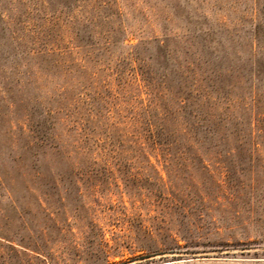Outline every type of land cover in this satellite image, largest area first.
<instances>
[{
  "label": "rangeland",
  "instance_id": "obj_1",
  "mask_svg": "<svg viewBox=\"0 0 264 264\" xmlns=\"http://www.w3.org/2000/svg\"><path fill=\"white\" fill-rule=\"evenodd\" d=\"M0 264H264V0H0Z\"/></svg>",
  "mask_w": 264,
  "mask_h": 264
},
{
  "label": "trees",
  "instance_id": "obj_2",
  "mask_svg": "<svg viewBox=\"0 0 264 264\" xmlns=\"http://www.w3.org/2000/svg\"><path fill=\"white\" fill-rule=\"evenodd\" d=\"M197 28L199 31H202L204 33V36L208 41L213 39V35L211 34L212 30H211V28H209L208 25H206V24L204 26L199 25Z\"/></svg>",
  "mask_w": 264,
  "mask_h": 264
}]
</instances>
